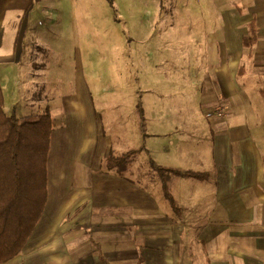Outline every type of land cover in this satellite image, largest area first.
<instances>
[{"label":"crops","instance_id":"0c3cea01","mask_svg":"<svg viewBox=\"0 0 264 264\" xmlns=\"http://www.w3.org/2000/svg\"><path fill=\"white\" fill-rule=\"evenodd\" d=\"M30 1L0 0V85L12 99L44 86L35 69L45 70L43 62L31 60L29 69L22 61L27 26L19 20L10 50L2 41L13 44L11 13ZM213 2L221 20L201 24L212 30L214 49L211 69L200 74L201 108L206 114L222 105L224 116L211 118L199 137L189 122L166 132L168 145L153 156L160 167L207 175L205 181L169 178L179 214L105 167L114 149L86 127L90 141L69 150L71 165L62 157L54 164V201L48 197L23 251L3 264H264V0ZM252 21L257 35L248 58L242 38Z\"/></svg>","mask_w":264,"mask_h":264},{"label":"rangeland","instance_id":"374dc122","mask_svg":"<svg viewBox=\"0 0 264 264\" xmlns=\"http://www.w3.org/2000/svg\"><path fill=\"white\" fill-rule=\"evenodd\" d=\"M202 1L31 0L28 8L11 13L14 23L7 39L14 42L6 44L2 37L3 47H14L20 20L27 26L20 37L22 61L29 69L31 60L42 61L46 69L34 67L44 83L42 91L12 99L5 90L4 109L19 118L53 111L47 163L51 202L54 164L62 157L66 167L71 165L69 150L75 153L89 143L91 136H83L88 127L92 138L108 139L112 156L136 151L119 173L151 191L166 208L150 165L168 145L163 134L189 122L199 137L203 125L209 126L210 119L202 114L200 74L211 69L214 49L208 35L212 30L201 24L221 18L214 12L216 2L205 1L201 9Z\"/></svg>","mask_w":264,"mask_h":264},{"label":"trees","instance_id":"16d2710c","mask_svg":"<svg viewBox=\"0 0 264 264\" xmlns=\"http://www.w3.org/2000/svg\"><path fill=\"white\" fill-rule=\"evenodd\" d=\"M242 38L244 55L250 57L256 43L254 21L248 25ZM4 96L0 85V264L18 256L24 249L44 212L48 199L47 163L50 151L53 120L48 109L43 114L19 118L14 111L5 112ZM136 154L128 151L118 157L111 152L106 158L108 169L124 166ZM161 182V190L174 213L179 208L168 189V180L185 177L205 181L207 175L150 164ZM107 264V263H104Z\"/></svg>","mask_w":264,"mask_h":264},{"label":"built area","instance_id":"2783aa9c","mask_svg":"<svg viewBox=\"0 0 264 264\" xmlns=\"http://www.w3.org/2000/svg\"><path fill=\"white\" fill-rule=\"evenodd\" d=\"M224 116V112H223V106L222 105H217L215 106L213 109H211L210 112H207L205 114V117L208 119L211 118H222Z\"/></svg>","mask_w":264,"mask_h":264}]
</instances>
